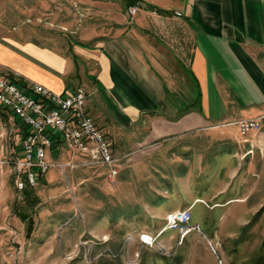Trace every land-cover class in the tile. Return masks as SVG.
Wrapping results in <instances>:
<instances>
[{
    "label": "crops",
    "instance_id": "0c3cea01",
    "mask_svg": "<svg viewBox=\"0 0 264 264\" xmlns=\"http://www.w3.org/2000/svg\"><path fill=\"white\" fill-rule=\"evenodd\" d=\"M136 1L140 9L131 19L130 0H61L64 40L44 43L0 32V70L56 92L84 87L88 109L102 122L118 158L153 154L187 136L212 144L233 137L242 143L231 151L236 162L263 165L264 130L242 138L236 122L264 111V0ZM5 122L16 126L20 155V122L1 106L0 152ZM147 147L153 150L145 152ZM192 168L207 169L203 163ZM225 174L211 207L248 202L253 187L215 201L239 176L238 167ZM202 199L175 210L193 209ZM263 201L256 200L252 214ZM151 210L158 218L172 212Z\"/></svg>",
    "mask_w": 264,
    "mask_h": 264
},
{
    "label": "rangeland",
    "instance_id": "374dc122",
    "mask_svg": "<svg viewBox=\"0 0 264 264\" xmlns=\"http://www.w3.org/2000/svg\"><path fill=\"white\" fill-rule=\"evenodd\" d=\"M82 11L90 15L87 8ZM0 32L44 43L64 40L61 0H0ZM4 126L0 264H257L264 256V210L252 214L253 204L264 198V162L252 167L236 162L231 151L242 144L237 138L212 144L187 136L153 154L138 157L132 152L115 164L119 174L114 181L107 180L108 166H52L34 190L24 193L16 189L11 170L19 144L16 126ZM70 153L66 148L53 154V160H84ZM201 163L207 169L192 168ZM234 166L239 176L215 201L252 187L255 194L246 203L211 207V196ZM195 198H203L191 219L200 229L184 236L177 228H165V216L152 215L151 209L167 213ZM143 234L152 235L153 243H146Z\"/></svg>",
    "mask_w": 264,
    "mask_h": 264
},
{
    "label": "built area",
    "instance_id": "2783aa9c",
    "mask_svg": "<svg viewBox=\"0 0 264 264\" xmlns=\"http://www.w3.org/2000/svg\"><path fill=\"white\" fill-rule=\"evenodd\" d=\"M138 5L128 6L131 19L139 12ZM88 91L81 86L56 92L38 81L18 82L10 71L0 70V106L9 110L11 116L20 122V148L22 155L13 160L12 173L16 189L23 192L26 186H37L39 174L45 175L52 166L63 170L67 166L78 165L108 166L107 178L114 181L119 174L115 164L114 144L109 134L103 130L97 119L88 109ZM242 138L264 130V111L252 118H242L236 122ZM71 151L72 157L78 153L84 156L82 162L68 161L60 163L49 160L50 152ZM192 208L176 209L167 214V229H178L182 236L191 230L200 229V224H193ZM150 244L154 237L147 235Z\"/></svg>",
    "mask_w": 264,
    "mask_h": 264
},
{
    "label": "trees",
    "instance_id": "16d2710c",
    "mask_svg": "<svg viewBox=\"0 0 264 264\" xmlns=\"http://www.w3.org/2000/svg\"><path fill=\"white\" fill-rule=\"evenodd\" d=\"M134 1H135V3L137 2L136 0H130V4L129 5H133V3H134ZM16 80L18 81V82H25V80H23L22 78H16ZM43 175H41V174H39V180L41 181L42 180V177ZM30 187V188H29ZM32 186H26L25 187V190H24V193H26L29 189L31 190V189H33L34 190V188H31ZM263 210H264V206L257 212V214L258 213H261V212H263ZM262 245H264V241H263V243H262ZM257 264H264V256L262 255V257H259L258 258V260H257Z\"/></svg>",
    "mask_w": 264,
    "mask_h": 264
},
{
    "label": "bare ground",
    "instance_id": "6f19581e",
    "mask_svg": "<svg viewBox=\"0 0 264 264\" xmlns=\"http://www.w3.org/2000/svg\"><path fill=\"white\" fill-rule=\"evenodd\" d=\"M145 238H147L148 240H150L151 238L150 237H148L147 235L146 236H144Z\"/></svg>",
    "mask_w": 264,
    "mask_h": 264
}]
</instances>
